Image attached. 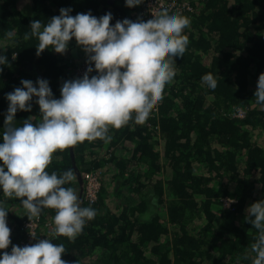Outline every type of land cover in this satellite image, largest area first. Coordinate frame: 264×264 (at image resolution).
Wrapping results in <instances>:
<instances>
[{"label": "trees", "instance_id": "1", "mask_svg": "<svg viewBox=\"0 0 264 264\" xmlns=\"http://www.w3.org/2000/svg\"><path fill=\"white\" fill-rule=\"evenodd\" d=\"M187 1L194 11L184 30L189 43L174 57L176 75L146 120L110 128L108 142L85 140L53 154L49 173H74L65 187L76 191L88 172L101 181L97 202L80 205L96 216L75 240L39 226L33 244L45 238L63 244L66 264H252L258 232L246 222L247 209L264 199V107L254 96L264 73V0ZM62 8L72 16L111 13L110 26L142 20L141 7L128 8L125 0H0V54L7 57L0 67V131L6 95L22 80H47L58 99L65 81L79 79L76 68L90 66L74 40L61 55L50 48L38 53V39L24 38L33 20L46 23ZM208 73L215 89L202 80ZM236 108L243 119L232 116ZM28 118L39 122L35 98L31 112L15 115L17 124ZM118 179L128 187L122 198V188L112 191ZM225 197L234 201L229 209L221 205ZM0 203L9 211L11 244L4 251L10 252L24 240L21 226L30 218L19 199L0 192ZM54 215L44 209L41 223H53Z\"/></svg>", "mask_w": 264, "mask_h": 264}, {"label": "clouds", "instance_id": "2", "mask_svg": "<svg viewBox=\"0 0 264 264\" xmlns=\"http://www.w3.org/2000/svg\"><path fill=\"white\" fill-rule=\"evenodd\" d=\"M143 2L125 0V6L133 8ZM70 12L62 8L46 23L33 20L24 38L38 39V53L50 48L61 55L74 40L90 66L82 78L62 84L58 99L45 79L35 84L22 80L21 87L6 95L8 108L0 131V192L19 199L29 218H39L44 209L53 210V237L75 240L96 211L81 207L77 192L65 187L74 180L71 169L60 175L47 171L53 154L85 140L108 142L110 128L119 129L133 117L146 120L176 75L174 57L186 51L189 41L184 30L190 20L166 3L151 9L147 18L124 19L111 26V13L97 18L90 12L75 16ZM6 63L7 57L0 54V67ZM93 71L96 75L90 77ZM202 80L211 89L217 86L211 73ZM254 96L264 107V73L258 77ZM34 98L39 122L28 118L17 124L16 113L31 112ZM8 212L0 203V264H66L61 259L64 245L48 238L4 251L11 244ZM246 222L258 232L250 249L255 254L252 264H264V199L247 209Z\"/></svg>", "mask_w": 264, "mask_h": 264}, {"label": "built area", "instance_id": "3", "mask_svg": "<svg viewBox=\"0 0 264 264\" xmlns=\"http://www.w3.org/2000/svg\"><path fill=\"white\" fill-rule=\"evenodd\" d=\"M160 3H166L170 7L171 10H174L186 17L191 16L194 13L192 4L187 0H157L156 4H155V0H144L142 4L138 5L139 7H141L140 15L142 19L147 18V16L151 15V9H154ZM87 67L89 66L82 65L76 68L75 77L82 78ZM244 114L245 113L241 108H236L232 116L234 118L243 119ZM100 188H101V181L97 174L88 172L83 175L82 190H83V201L84 202L88 203L89 205L95 204L98 200ZM220 202L224 209H229L231 207V204L234 203L233 199L228 198V197L222 198ZM40 225L45 226V228L51 229L53 223L49 221H45L42 224L40 217L30 218V219L23 221L21 230L24 235V240L20 242L21 247L33 244V242L35 241L38 235Z\"/></svg>", "mask_w": 264, "mask_h": 264}, {"label": "rangeland", "instance_id": "4", "mask_svg": "<svg viewBox=\"0 0 264 264\" xmlns=\"http://www.w3.org/2000/svg\"><path fill=\"white\" fill-rule=\"evenodd\" d=\"M34 71V70H33ZM235 111V110H234ZM108 156H105V158H107ZM103 159H104V157H103ZM113 173L112 172H107L106 173V175H107V177L109 178L111 175H112ZM169 174H168V171H166V170H164V177H167ZM78 183H79V180H78ZM120 183H121V180L120 179H118V180H115V182L112 184V191L113 192H119V190L122 188L123 190L124 189H126V188H128L127 186L125 187V188H123V187H121L120 188ZM76 192H77V194H78V196H79V199H80V205H81V203H83V192H82V185L79 183V184H77V187H76ZM123 194H121V198H122V196L123 195H126V192H125V190H124V192H122ZM117 197V198H116ZM116 197H114L115 199H113V203H111V206H114V205H116L117 204V201L119 202V198H118V196L116 195ZM132 198V197H131ZM154 208V211H156L155 210V206L153 205L152 206V209ZM164 216V215H163ZM53 227H54V224L52 225V228L50 229V231L52 232V229H53Z\"/></svg>", "mask_w": 264, "mask_h": 264}, {"label": "crops", "instance_id": "5", "mask_svg": "<svg viewBox=\"0 0 264 264\" xmlns=\"http://www.w3.org/2000/svg\"><path fill=\"white\" fill-rule=\"evenodd\" d=\"M22 8H25V11H26V14H29V7H28V5L26 4V5H24V6H21ZM40 238V237H39Z\"/></svg>", "mask_w": 264, "mask_h": 264}, {"label": "water", "instance_id": "6", "mask_svg": "<svg viewBox=\"0 0 264 264\" xmlns=\"http://www.w3.org/2000/svg\"><path fill=\"white\" fill-rule=\"evenodd\" d=\"M78 180H79V183L81 184V183H82V180H81V178H80V177L78 178Z\"/></svg>", "mask_w": 264, "mask_h": 264}]
</instances>
